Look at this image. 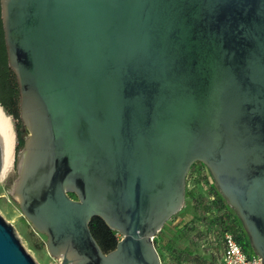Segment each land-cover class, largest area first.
I'll return each mask as SVG.
<instances>
[{"label":"water","instance_id":"obj_1","mask_svg":"<svg viewBox=\"0 0 264 264\" xmlns=\"http://www.w3.org/2000/svg\"><path fill=\"white\" fill-rule=\"evenodd\" d=\"M1 8L29 129L14 191L60 264H162L154 239L198 162L264 264V0ZM93 217L121 234L115 249L102 250ZM0 264H39L1 214Z\"/></svg>","mask_w":264,"mask_h":264},{"label":"rangeland","instance_id":"obj_2","mask_svg":"<svg viewBox=\"0 0 264 264\" xmlns=\"http://www.w3.org/2000/svg\"><path fill=\"white\" fill-rule=\"evenodd\" d=\"M6 113L10 116L14 128L17 155L22 150H18L19 121L7 111ZM21 124L22 133L26 138L29 129L23 120ZM18 177L17 170L6 182L0 183V214L16 228L23 245L39 264H60L61 258L52 256L47 248V235L31 225L13 195ZM219 193L221 194L206 165L197 163L190 169L182 209L166 221L154 239L162 264H220L223 249L218 243L222 232V214L228 209L234 217V211L231 207L219 209L220 203L215 200ZM206 207H209L208 212L205 211ZM240 234L243 235L246 251L249 254L254 253L251 243L247 242L250 239L246 230Z\"/></svg>","mask_w":264,"mask_h":264},{"label":"trees","instance_id":"obj_3","mask_svg":"<svg viewBox=\"0 0 264 264\" xmlns=\"http://www.w3.org/2000/svg\"><path fill=\"white\" fill-rule=\"evenodd\" d=\"M0 82H1L0 84L1 91L9 95L10 97L11 105H9V107L12 108V111H7L6 107H4V109L6 108L8 114L12 115L15 119L19 121V123H17V131L19 137L18 150H20L24 147L25 136L22 133V124H21L22 119L20 115V106H19V86H18L17 77L8 64V57L6 55L5 49L3 48L2 35L0 37ZM0 104L2 106L4 105V103H0ZM71 196L76 197V194L73 193L71 194ZM215 200H218V203H220L219 205L220 210H223L226 207H228V204L226 203L223 195L221 194L217 195V197H215ZM208 209L209 207H206L205 211L208 212L209 211ZM222 215L224 216L222 217L221 220L222 228L220 229V232L225 230L232 231L237 235L238 239L243 244V235L240 234L241 231H244L242 222L239 223L235 221L233 215L231 213H228L227 211H224ZM89 226L93 236L95 237V239L97 240L98 244L100 245V247L104 252H109L116 248L120 240V234L118 233V231L110 228L101 217H93L92 220L90 221ZM247 242H250V240ZM243 245L245 247V244Z\"/></svg>","mask_w":264,"mask_h":264},{"label":"bare ground","instance_id":"obj_4","mask_svg":"<svg viewBox=\"0 0 264 264\" xmlns=\"http://www.w3.org/2000/svg\"><path fill=\"white\" fill-rule=\"evenodd\" d=\"M0 128L2 130L3 138H4V146H5V164L2 173L0 174V183L6 182L12 174H14L15 171L18 170V173H20V170L23 167V163L25 161L26 157V150L22 149L18 152L16 155L15 151V134H14V128L12 125V121L10 116L8 117L0 105ZM18 180V179H17ZM17 184V181H16ZM15 184V187H16ZM14 187V189H15ZM14 193V197L16 199H19L18 195Z\"/></svg>","mask_w":264,"mask_h":264},{"label":"built area","instance_id":"obj_5","mask_svg":"<svg viewBox=\"0 0 264 264\" xmlns=\"http://www.w3.org/2000/svg\"><path fill=\"white\" fill-rule=\"evenodd\" d=\"M222 261L220 264H263L262 258L255 254H249L237 235L230 230L220 233Z\"/></svg>","mask_w":264,"mask_h":264},{"label":"flooded vegetation","instance_id":"obj_6","mask_svg":"<svg viewBox=\"0 0 264 264\" xmlns=\"http://www.w3.org/2000/svg\"><path fill=\"white\" fill-rule=\"evenodd\" d=\"M0 27H1V32H0V37H1V35H2V39H3V48L5 49V51H6V55H7V48H6V42H5V33H4V28H3V21H2V8H1V0H0ZM7 57H8V55H7ZM0 84H1V82H0ZM10 97H9V95H7L6 93H4V92H2L1 91V85H0V103H4V105H3V107H6L7 108V111H12V108L11 107H9V105H11V103H10ZM19 106H20V93H19ZM6 108H5V110H6ZM198 163H200V164H203V163H201V162H198ZM197 163H195L192 167H194L195 165H196ZM226 200V199H225ZM227 202V201H226ZM227 204H228V202H227ZM228 207H231L229 204H228ZM232 208V207H231ZM233 209V208H232ZM233 211H234V220L235 221H239L240 220V218H239V216H238V214H237V212L233 209ZM227 212L228 213H230L229 212V210L227 209ZM234 222V221H233ZM210 223V222H209ZM208 223V224H209Z\"/></svg>","mask_w":264,"mask_h":264}]
</instances>
